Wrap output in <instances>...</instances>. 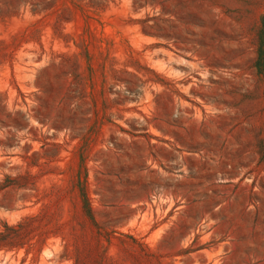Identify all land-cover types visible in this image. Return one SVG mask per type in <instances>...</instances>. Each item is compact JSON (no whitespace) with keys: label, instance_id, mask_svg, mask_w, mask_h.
<instances>
[{"label":"rangeland","instance_id":"obj_1","mask_svg":"<svg viewBox=\"0 0 264 264\" xmlns=\"http://www.w3.org/2000/svg\"><path fill=\"white\" fill-rule=\"evenodd\" d=\"M0 264H264V0H0Z\"/></svg>","mask_w":264,"mask_h":264}]
</instances>
